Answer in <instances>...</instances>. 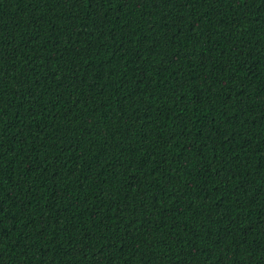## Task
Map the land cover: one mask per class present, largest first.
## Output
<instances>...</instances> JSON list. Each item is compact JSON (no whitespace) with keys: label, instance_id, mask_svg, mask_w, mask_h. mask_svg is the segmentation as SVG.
<instances>
[{"label":"trees","instance_id":"16d2710c","mask_svg":"<svg viewBox=\"0 0 264 264\" xmlns=\"http://www.w3.org/2000/svg\"><path fill=\"white\" fill-rule=\"evenodd\" d=\"M0 264H264V0H0Z\"/></svg>","mask_w":264,"mask_h":264}]
</instances>
